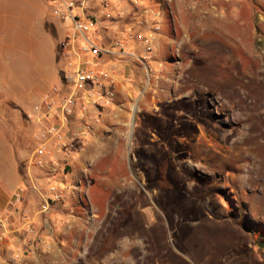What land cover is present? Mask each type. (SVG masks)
Listing matches in <instances>:
<instances>
[{"label":"rangeland","instance_id":"obj_1","mask_svg":"<svg viewBox=\"0 0 264 264\" xmlns=\"http://www.w3.org/2000/svg\"><path fill=\"white\" fill-rule=\"evenodd\" d=\"M65 1L13 0L0 29V156L18 157L44 221L31 264H264V0H157L161 17L141 13L151 0L113 7L91 36L123 42V91L75 112L73 160L47 150L28 176L32 108L73 72Z\"/></svg>","mask_w":264,"mask_h":264},{"label":"built area","instance_id":"obj_2","mask_svg":"<svg viewBox=\"0 0 264 264\" xmlns=\"http://www.w3.org/2000/svg\"><path fill=\"white\" fill-rule=\"evenodd\" d=\"M118 5L132 3L133 0H115ZM91 5L93 10L91 12ZM113 0H78L73 2L68 0L64 6L68 12L67 18L71 22V28L76 40L81 42L79 47V55L84 59H79V63L70 75L65 79V85L68 90H64L63 86L54 85L49 92L44 94L39 102L34 105L29 118H33L38 127V133L35 136L38 142V147L31 155L29 163L33 166H42L43 156L46 148L51 143L62 144L67 140L70 146L79 139L78 134L68 133L69 126L72 122L75 112L78 111L83 117L86 114L87 106L91 103V98L95 89L100 88L103 81L112 84L111 72L104 70V56H125L122 52L123 42L115 38L110 42V49H105L92 38L91 33L99 30L100 18L108 19V14L112 9ZM77 11V14L71 13V10ZM121 17V13H117ZM117 31V28H113ZM98 35V34H95ZM99 36V35H98ZM99 39V38H98ZM129 42H134L132 35H128L125 39ZM141 43L145 52L151 51V42L149 39H142ZM73 44V40L71 42ZM85 56H91L95 59L96 70L93 64L89 63ZM131 58H136L131 55ZM101 69V70H100ZM114 98L110 90H106L105 96L99 99L100 104H108ZM88 129V128H86ZM55 201L60 199L59 193L55 188H51ZM22 192L19 191L14 195V202H21ZM9 232V225L5 219H0V239L5 238ZM30 235L35 234V230L29 226L26 231Z\"/></svg>","mask_w":264,"mask_h":264},{"label":"crops","instance_id":"obj_3","mask_svg":"<svg viewBox=\"0 0 264 264\" xmlns=\"http://www.w3.org/2000/svg\"><path fill=\"white\" fill-rule=\"evenodd\" d=\"M65 2L63 3L61 2V5L59 4V8L66 10L64 6ZM159 2L160 1H157V0H151V3L154 4V9H149L148 7L147 8L148 10L146 9L144 13L143 12L141 13L145 15H148L149 13H151V15L155 17L163 16L167 10V7H166L167 4H165L166 3L165 1L162 2V4L164 3L163 6L166 7V10L163 9V7L162 9H158L157 6L160 4ZM12 3H13V0H0V29L5 28L6 26H10L9 25L10 23L6 21V17H7V14L9 13V5ZM130 4L134 6L135 8L136 1ZM123 6L124 5H118L116 1L113 0L112 8L113 7L125 8ZM159 7L161 8V6ZM56 11L57 10H54L53 12H55L58 15ZM65 22H70V20L67 18V15L65 16ZM2 42L4 41H2L0 38V50L4 54V50H6L7 46L3 44ZM80 45H81V42L79 40H76L73 35V44L68 43L66 47V53L68 55H69V52H73V64H72L73 72L79 63V57H80L79 46ZM74 46L76 47L78 53L75 51ZM137 46L141 50H143L142 44H139L138 42L135 44L131 42L128 45V47L131 49H134ZM152 47L153 46H151V48ZM121 57H124V56L112 55V56L103 57V67L102 68L104 70L107 69L111 72L110 73L111 78H109L108 80L110 81L112 80V84L108 83L106 80V81H103L102 85L105 87L106 90L107 89L110 90L113 96L114 94L120 95L121 92L123 91L122 89L125 87L124 79L126 78L127 73L125 71L123 72L122 71L121 72L112 71L114 69L113 67L114 65L112 64V61L115 59L121 58ZM85 59H87L89 63L93 64V68H95L96 70L99 69L96 67V64L94 65L95 59L93 57L85 56ZM53 77L55 78V74L53 75ZM31 97H30V94H28V96H26L27 98L26 102L30 101L29 99H31ZM90 102L91 104L100 103L99 100L94 101V95L92 96ZM104 107L105 106H103V108ZM102 113L106 115H111L114 112H112L111 109L108 110L104 108L102 110ZM76 114L81 115L78 111L76 112ZM85 128H88V127H85ZM72 131H73V121L71 122L69 126L68 133H71ZM51 144L52 145L49 144L46 148V151L48 150L46 153L48 158H50V156H53V158L60 159L61 156L63 158H66L67 156H69L73 160V146L74 145L70 146L67 140L64 141L62 144H57V143H51ZM18 163H19L18 157L14 158L13 155L10 156L6 154V156H0V219L2 218L5 219L9 225L8 234H6L5 238L0 239V264H31V261L36 259V253L39 250V248L42 246L41 245L42 240L40 236L43 234L41 233L39 236L38 229H39L40 223H43L44 221H41L40 219L41 215L38 214L39 212L33 211L35 208L34 204L27 203L28 198L26 199V197L31 194V190L28 189L27 179L24 180L21 177V174L18 168ZM31 166L32 165H30V163H28L26 166V171H27L26 173L28 176L31 174V172L32 173L34 171L37 172V168H35L34 166L31 167ZM48 168L50 171H54V167L53 168L48 167ZM60 177L65 179V181L67 180V175L62 174ZM51 188H55L56 191H61V190H58L57 187L55 186H52ZM51 188H49V191L51 190ZM61 189L65 190L66 188L61 186ZM19 191L22 192L21 202L15 203L13 198H14V195ZM29 226H31L35 230L34 235H30L26 232ZM30 241H31V244H30ZM33 242H34V245L32 244Z\"/></svg>","mask_w":264,"mask_h":264},{"label":"trees","instance_id":"obj_4","mask_svg":"<svg viewBox=\"0 0 264 264\" xmlns=\"http://www.w3.org/2000/svg\"><path fill=\"white\" fill-rule=\"evenodd\" d=\"M63 88H64V90H68V89H67V87H66V85H65V86H63Z\"/></svg>","mask_w":264,"mask_h":264}]
</instances>
